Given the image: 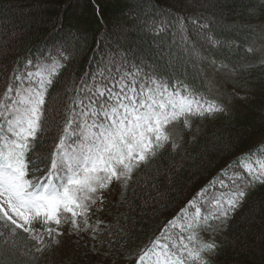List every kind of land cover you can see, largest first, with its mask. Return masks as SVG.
Returning a JSON list of instances; mask_svg holds the SVG:
<instances>
[{"label":"trees","instance_id":"obj_1","mask_svg":"<svg viewBox=\"0 0 264 264\" xmlns=\"http://www.w3.org/2000/svg\"><path fill=\"white\" fill-rule=\"evenodd\" d=\"M263 12V0H0V98L11 86L10 103L31 71L56 63L42 130L29 154L36 173H47V154L52 157L62 138L77 133L86 109H104L97 88L129 78L141 86L150 87L153 79L169 89L187 86L225 111L192 117L178 147L169 143L136 169L120 199L123 220L171 225L179 208L264 145V62L254 60L253 49ZM10 22L22 24L23 33L3 51L2 36L16 35L4 27ZM181 28L193 42L179 36ZM211 69L229 72L230 106L209 93L205 72ZM69 115L75 131L66 135ZM248 191L233 220L222 226L212 264H264V185ZM167 208L175 209L169 218ZM0 232V264H41L42 254L26 233Z\"/></svg>","mask_w":264,"mask_h":264},{"label":"snow or ice","instance_id":"obj_2","mask_svg":"<svg viewBox=\"0 0 264 264\" xmlns=\"http://www.w3.org/2000/svg\"><path fill=\"white\" fill-rule=\"evenodd\" d=\"M34 75L39 77L38 88L17 89L15 102L6 103L14 91L10 86L0 98V120L4 121L0 123V228L13 235L18 230L26 233L35 241L37 252L49 247L46 239L59 245L58 237L64 235L61 229L66 225L71 233L92 229L89 213L97 201L103 202L102 193L114 182L127 186L136 169L171 143L170 126L191 129L192 117H213L225 111L187 86L169 89L155 79L150 87L129 78L127 83L121 80L112 87L97 88L95 95L104 98L102 115L107 123L90 125L88 144L78 151H66L62 138L49 159L46 175L30 179V172L40 171L29 154L42 130L45 94L51 83L42 72ZM72 120L69 115L66 135L70 129L75 131ZM177 147L172 143L173 150ZM237 166L242 174L230 177L231 187L223 180L212 182L211 187L219 184L225 191L206 200L208 211L202 212L200 207L210 193V188H204L188 206L194 212L186 208L170 221L172 228L184 221L179 232L172 235L165 228L163 236L137 258V264H212L217 245L204 240L200 232L211 228L210 220L226 222L243 205L249 189L264 185V145L246 154ZM36 224L40 227L34 228ZM4 235L0 232V237Z\"/></svg>","mask_w":264,"mask_h":264},{"label":"rangeland","instance_id":"obj_3","mask_svg":"<svg viewBox=\"0 0 264 264\" xmlns=\"http://www.w3.org/2000/svg\"><path fill=\"white\" fill-rule=\"evenodd\" d=\"M259 18L260 19L258 21V39L253 46V49L255 51L254 60H257L258 62H264V12L263 15ZM10 26L15 30L16 35L15 37H12L11 34L8 33L9 35L2 36L3 51L6 50L9 43L11 44L12 39H16L19 34L23 33V29L21 28L22 24L10 22L9 24L4 25L6 30H9ZM177 32L181 33L179 34V36L182 39L186 38L188 42H193L192 37L187 38V36L182 34L183 32H185L184 30H182V28L181 30L177 29ZM55 68L56 63L45 62L40 64L36 70L31 71L29 75L26 76L25 82L20 85L17 89H24L30 87L38 88L39 77L35 76L34 74L39 71L42 72L43 75L49 77L50 73L52 72L51 70ZM205 73L209 82L211 80L208 89L209 93L215 96V98H224L226 104L230 106L232 104L231 97L233 91L230 88L231 85L227 83L229 72L225 70L222 71L221 69L219 71L211 69V71L207 70ZM203 100L206 101V99ZM14 102L15 94L13 95V98L10 103ZM212 102L218 104L215 101ZM98 112L100 113V115L96 114ZM98 112L94 111L93 109L85 110L84 117L83 119H81L80 130H78L72 138L70 137L71 139L65 141L66 151H78L81 146H85L88 144L87 137L90 135L89 126L92 125L94 122L107 123V121L102 115V111ZM49 119L47 123H49ZM192 122L193 120H191V123ZM1 123H4V121L1 120ZM195 127L199 129V126ZM186 130L187 129L183 128L181 124L170 126L171 146L172 143L178 145V143L182 139V132ZM91 131H96V129L93 128L91 129ZM44 150L45 149H43V151ZM50 153L51 151L47 154V162L51 158ZM233 166L236 168L238 167L237 164ZM237 174H242V170L240 168L232 170L227 175V177L220 180H223L225 184H228L229 187H231L230 177ZM45 175L46 173L40 175L36 172L35 175H33L32 172H30L29 178H42ZM130 181L132 183L134 181V178ZM130 181H128L127 185L130 184ZM192 186L195 185L193 184ZM126 187L127 186L118 185L114 182L108 191L102 193L103 202L97 201V204L93 206L90 210L89 223L93 226V228L89 229V231L81 233H71L70 226L66 225L61 229V231L64 232V235L58 237L59 245H55L52 243L51 240L46 239L45 243L48 244L49 247H47L44 252H39L40 254H42L41 264H137V258L152 245L153 241L158 239H154L152 237L154 233H156V231L158 230L163 231L165 229V224L162 222V220H157L155 225H152L150 221L149 225L142 226L140 225V223L136 224V220H134L133 217L131 218V222L127 217H125V219L123 220L121 218L122 214H120L123 208L120 199L123 193L125 192ZM191 189L185 192V194L190 192ZM222 191H225V189L220 188L219 184H217L216 187H210V193L205 198V203L200 204L202 212H206L209 210L206 207V200L211 199L212 194L218 195ZM171 208H167V210L164 212L169 215L168 218L171 217L170 215L172 213L174 214L173 211H175V209ZM177 208L178 207H176V210ZM183 208L184 207L178 209L179 214L182 212ZM186 208L189 213L195 211L190 207ZM233 217L234 214L228 220L232 219ZM156 218L157 217H155V219ZM218 222L221 223L220 221ZM183 223V220H179L177 227L171 228L170 233L172 235H176L179 232V226ZM212 223L213 221L210 220L209 224L211 225V228L209 230H201L200 235L204 240L214 241L216 243L219 232H222V230L220 231L218 228H215ZM262 224L264 229V222ZM33 227L39 228L40 226L36 224L33 225ZM123 242H127V244L125 245V243Z\"/></svg>","mask_w":264,"mask_h":264}]
</instances>
